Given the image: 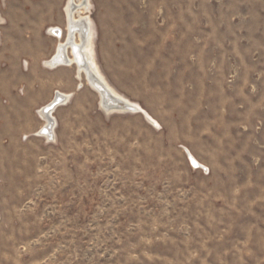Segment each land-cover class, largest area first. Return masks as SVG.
Wrapping results in <instances>:
<instances>
[{
    "label": "rangeland",
    "instance_id": "rangeland-1",
    "mask_svg": "<svg viewBox=\"0 0 264 264\" xmlns=\"http://www.w3.org/2000/svg\"><path fill=\"white\" fill-rule=\"evenodd\" d=\"M50 1L11 20L54 11L66 26L67 1ZM89 3L101 74L162 127L107 115L86 80L54 142L8 123L0 264H264V0ZM12 84L0 81L2 105Z\"/></svg>",
    "mask_w": 264,
    "mask_h": 264
},
{
    "label": "crops",
    "instance_id": "crops-1",
    "mask_svg": "<svg viewBox=\"0 0 264 264\" xmlns=\"http://www.w3.org/2000/svg\"><path fill=\"white\" fill-rule=\"evenodd\" d=\"M36 1L10 0L8 2L5 8L8 20L1 31L2 43L0 45L2 51L9 52L6 61H3V56L0 58V81L11 82L14 87L24 89L23 91H16L13 90V87L7 92L6 105L0 103V132L2 133L3 130L7 129L8 123L22 124L26 122L25 130L23 128L26 132L17 135L22 137L26 135L27 138H42L37 135V132L45 126L47 121L37 112L42 108L49 107L54 102L56 93L71 96L67 104L54 106L57 107L54 114L57 128H59L60 120L56 115L61 109L72 105L76 95L86 88L85 86L82 89L78 87L79 79L76 75L75 66H58L55 69L43 66V61H48L54 55L60 38L63 37L58 38L54 33H52L53 35L47 33V30L59 28L62 35L67 33L66 26L57 23L54 11L52 16L42 17L43 20L41 21L39 19L33 20L31 16L28 20H11L12 13L22 6L23 10L30 14L32 12H46V10L48 11L47 8L51 9L52 7L50 0ZM64 10L63 8V13ZM135 104L144 108L138 102ZM144 110L151 115L146 108ZM43 114L47 115L48 113L45 111ZM152 118L159 123L156 118L153 116ZM159 124L161 125V123ZM55 130L57 132V129ZM21 142L25 143L24 141ZM1 205L0 202V220L2 221Z\"/></svg>",
    "mask_w": 264,
    "mask_h": 264
},
{
    "label": "bare ground",
    "instance_id": "bare-ground-1",
    "mask_svg": "<svg viewBox=\"0 0 264 264\" xmlns=\"http://www.w3.org/2000/svg\"><path fill=\"white\" fill-rule=\"evenodd\" d=\"M90 8L89 0H67L65 9L66 26L68 29L67 38L64 42H60V46H57L54 55L56 52L57 54L54 59L52 58L53 55L45 62V65L52 69L58 66H75L77 78L79 82L81 81L78 86L81 87L83 85L82 81L86 80L85 82L98 93L100 97L99 105L107 115L124 113L141 114L152 126L160 129L161 125L148 112L118 94L101 74L95 63L91 42L95 34L97 35L96 27L89 16H83V13H88ZM49 32L51 34L54 33L58 38L62 36L59 28H51ZM75 38H77L76 42ZM82 78L83 80H81ZM70 97V95L57 93L55 102L41 110L40 115L47 120V123L39 130L38 136L44 137L46 141H55L57 123L53 114L57 107L54 106L56 104H67L71 99ZM45 111L48 113L47 115L43 114ZM184 152L189 159L191 158V163L193 162L196 165L192 163L196 169L200 168L204 171L202 166H200L201 164L188 148Z\"/></svg>",
    "mask_w": 264,
    "mask_h": 264
},
{
    "label": "built area",
    "instance_id": "built-area-1",
    "mask_svg": "<svg viewBox=\"0 0 264 264\" xmlns=\"http://www.w3.org/2000/svg\"><path fill=\"white\" fill-rule=\"evenodd\" d=\"M50 33V32H49ZM55 35V34H54ZM44 66H45V64H44ZM193 165V164H192ZM193 167H195L194 165H193Z\"/></svg>",
    "mask_w": 264,
    "mask_h": 264
}]
</instances>
